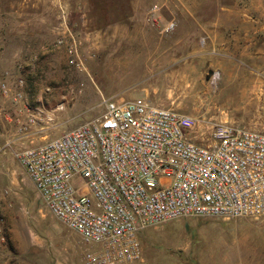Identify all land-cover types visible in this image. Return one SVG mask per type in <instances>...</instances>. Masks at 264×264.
I'll return each instance as SVG.
<instances>
[{"label": "rangeland", "instance_id": "1", "mask_svg": "<svg viewBox=\"0 0 264 264\" xmlns=\"http://www.w3.org/2000/svg\"><path fill=\"white\" fill-rule=\"evenodd\" d=\"M5 78L0 264H83L91 245L50 213L18 155L100 116L107 98L192 117L198 144L220 124L264 133V0H0ZM140 240L144 264H264V219H176Z\"/></svg>", "mask_w": 264, "mask_h": 264}, {"label": "built area", "instance_id": "2", "mask_svg": "<svg viewBox=\"0 0 264 264\" xmlns=\"http://www.w3.org/2000/svg\"><path fill=\"white\" fill-rule=\"evenodd\" d=\"M0 91L11 101L8 78ZM102 104L18 155L50 213L91 245L83 264H144L142 232L171 220L264 219L263 132L220 124L203 145L188 115L139 97Z\"/></svg>", "mask_w": 264, "mask_h": 264}, {"label": "crops", "instance_id": "3", "mask_svg": "<svg viewBox=\"0 0 264 264\" xmlns=\"http://www.w3.org/2000/svg\"><path fill=\"white\" fill-rule=\"evenodd\" d=\"M219 36H220V35H219ZM219 36H218V37H219ZM225 36H227V35L225 34ZM231 37H232V36H231ZM0 136H1V138H2V139H0V140H2V141H3L5 138H7V139H5L6 141L9 140L8 137H7L6 135H4V133H0ZM7 142H10V141H7ZM0 153H1V152H0ZM3 153H6V151H4ZM1 172H5V171H1Z\"/></svg>", "mask_w": 264, "mask_h": 264}, {"label": "water", "instance_id": "4", "mask_svg": "<svg viewBox=\"0 0 264 264\" xmlns=\"http://www.w3.org/2000/svg\"><path fill=\"white\" fill-rule=\"evenodd\" d=\"M211 74V72H209Z\"/></svg>", "mask_w": 264, "mask_h": 264}]
</instances>
